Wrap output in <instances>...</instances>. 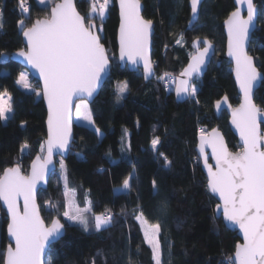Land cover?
<instances>
[{
	"label": "trees",
	"instance_id": "1",
	"mask_svg": "<svg viewBox=\"0 0 264 264\" xmlns=\"http://www.w3.org/2000/svg\"><path fill=\"white\" fill-rule=\"evenodd\" d=\"M58 1L42 7L36 0H27L25 12L20 0H0V93L10 95L12 106L6 122L0 120V175L17 165L26 173L44 143L46 109L40 87L29 74L34 90L28 92L18 85L24 68L11 59V54L24 48V30L34 20L47 17ZM140 1L143 17L155 25V75L145 82L140 71L119 67L118 12L114 0H109L105 17L94 14L91 21L111 62L109 76L89 103L93 125L102 135L74 123L67 156L57 158L46 188L37 193L43 220L49 224L57 219L65 228L64 236L48 247L44 264H155L136 218L141 212L149 224L160 225L157 240L161 264H228L239 241L215 214L216 200L208 192L194 150L197 136L214 126L222 131L231 151L240 149L229 129L226 112L216 116L213 110L214 102L224 95L231 104L238 103L231 63L224 58L219 63L213 60L203 77L193 81L196 95L185 102H176L164 79L155 78H175L194 52L191 41L196 38L209 39L215 44V56L224 55L222 22L234 9L233 1L204 0L196 21L190 20L188 0ZM91 3L92 0H75L82 16L89 14ZM254 4L258 18L248 52L263 74L254 102L264 111V0H254ZM125 82L127 90L118 94L119 86ZM156 138L159 143L153 150L151 141ZM165 157L170 167H165ZM60 162L78 206L91 204L87 230L63 214ZM128 177L130 190L116 192L115 188ZM104 212H110L113 218L109 225L97 230L94 216ZM6 225L7 217L0 206V264L9 244Z\"/></svg>",
	"mask_w": 264,
	"mask_h": 264
},
{
	"label": "snow or ice",
	"instance_id": "2",
	"mask_svg": "<svg viewBox=\"0 0 264 264\" xmlns=\"http://www.w3.org/2000/svg\"><path fill=\"white\" fill-rule=\"evenodd\" d=\"M40 2L44 3L45 0ZM20 3L27 12L25 0H20ZM247 3V19H242L237 11L225 22L229 32V55L236 60V76L244 93L243 102L232 112V123L239 130L243 148L239 152L230 153L216 129L210 134L201 135L199 147L201 156H204L205 145L212 148L215 165H209L207 157H204L208 188L219 195L226 220L238 225L243 233L244 242L236 245L234 264H264V144H261L264 137L259 135L257 125L259 110L252 103V82L256 79L257 72L253 66V58L244 50L254 17L252 0H247ZM197 4L198 0H191L194 14L197 13ZM108 6L109 0H92L89 14L82 16L72 0H63L52 8L50 18L37 19L32 27L23 32L27 46L26 49L19 50V56L24 57L28 64L39 71L43 80V95L48 103V155L43 157V163H40L39 156L33 160L31 173L28 175L22 174L19 165L4 169L0 175V200L7 205L10 215L8 232L15 241L14 248L10 246L2 253L4 264H40L44 242L55 237L62 228L56 219L52 220L51 227L45 226L37 209L34 190L37 182L44 179L47 166L52 163L53 148L64 150L69 144V111L74 96L81 98V103L75 105L77 116L82 115L89 124L93 123L88 103L82 97L93 96L101 73L108 67L109 58L100 42V36L94 32L96 26L91 21L93 14H98L103 19ZM120 16V57L122 60L126 57L132 64H138L142 60L147 78L153 74L147 57L152 22L144 20L140 15L139 0H120ZM20 24L23 26L22 21ZM204 44L206 46L203 50L197 48L191 56V62L181 73L182 77L201 71L211 47L207 41ZM164 78L159 77L161 80ZM17 83L29 88L28 77L23 73ZM127 87L126 82L122 83L118 94L124 93ZM176 92L178 96H195L196 87L182 79ZM5 95L6 93H0V120L6 118V113L12 112L10 98L5 99ZM217 107H220L219 103ZM95 130L98 136L102 135L99 128ZM158 143V138L151 141L153 150H157ZM26 148L27 145H24L23 149ZM165 167H170L166 157ZM61 169H64L63 163ZM123 188L130 190L128 179L124 180ZM21 195L24 199L22 212L16 203V198ZM51 207L55 208V205ZM91 211L90 203L83 209L73 205L70 211L64 212V216L78 221L87 230L89 221L86 214ZM112 218L111 214L96 215V229L109 225ZM136 218L140 220L142 212ZM143 223L147 224V221ZM160 231L159 224L144 229L155 264H161V246L156 238ZM228 264H233L231 258Z\"/></svg>",
	"mask_w": 264,
	"mask_h": 264
},
{
	"label": "water",
	"instance_id": "3",
	"mask_svg": "<svg viewBox=\"0 0 264 264\" xmlns=\"http://www.w3.org/2000/svg\"><path fill=\"white\" fill-rule=\"evenodd\" d=\"M203 1L204 0H198L197 13L194 14L192 12L191 0H188V7L190 9V20L191 21H196L197 20L198 14H199V11H200V8H201V5H202ZM232 1H233L234 9L228 14V16L222 22L223 33H224V36H225V52H224V55L215 56L216 55L215 44L213 42H211L209 39L196 38V39L192 40L191 41V47H192L194 52L190 55V57L188 58L186 64L181 68V70L176 75L174 88L172 90V94H173L174 100L176 102H185L190 96H187V95H184V94H181L180 96H178L177 92H176V88L179 85L180 80L186 79V80H188L190 82V84L193 85V81L196 78H202L203 77V75L205 74V72L208 69V66L210 65V63L213 60H216V62L219 63L221 61V59L224 58L225 60H228L231 63V66H232L231 75H232V79L234 81V85L236 87L237 94L239 95L238 103L235 104V105L231 104L230 101L228 100V98L224 95V96L220 97L218 100H216L214 102L213 110H214V113H215L216 116H219L221 114V112H223V111L226 112V114L228 116L229 129H230L231 133L234 135V137L236 138L237 144L240 147V149H238L237 151H231L228 148L227 144H226V140H225V137H224L222 131L218 128V126H214L213 128L209 129L207 132L200 133L197 136V143H196V146H195L194 150H195V153H196L197 157L200 160V166H201V170H202V172H203V174H204V176L206 178L208 192L216 200V205H215V208H214L216 216L219 217L222 220V223L226 227V229L236 233V235H237V237L239 239L237 244H242L244 242L243 233L240 230L239 226L226 220V218L224 217V214H223V205H222V202L220 201L219 195L216 194V193H212L209 190V188H208V171H207V168L204 166V157L205 156L207 157V161H208L209 165H212V166L215 165V160L212 157V148L210 146H208V145H205L204 146V149H205L204 156H201L200 147H199L200 146V137H201V135L202 134H210L213 129H216V131L219 133L220 139L222 140V142L224 143L225 147L227 148V150L230 153L239 152L243 148V141H242V139L240 137L239 130L232 123V119H233L232 112H233L234 109L239 108L240 104L243 102L244 93L241 90L240 81L237 79V76H236V60H235V58L233 56L229 55V32H228V25L225 22L229 19V17L231 16V14L233 12H237V11L239 12V15H240V17L242 19H247V17H248V3H247V0H232ZM62 2H63V0H60V1L56 2L50 8L49 15L47 17H43L41 19L50 18L51 17L52 8L55 7V5L57 3H62ZM72 3L75 6V0H72ZM114 3L116 5L117 12H118V27H117V32H116V57H117L118 65H119V67L121 69L127 68V70L130 71V72L140 71L142 76H143L144 81L147 82V81L151 80L154 77V75H155V68H154V64H153V60H152V43H153V35H154L155 25L151 21L152 22V27H151V29L149 31L148 44H147V57H148L151 65H152V73L153 74L146 78L145 73H144L143 61L142 60L138 64H132V63H130L127 60L126 57L123 60L120 57V42H119L120 23H121L120 0H114ZM139 5H140V15L142 16V18L144 20H146L143 17L144 6H143V4H142V2L140 0H139ZM252 5H253V10H254V17H253L252 24L249 26L248 36H247V39L245 40V43H244V50L250 57L253 58V56L249 54L248 48H249V44H250L252 33L256 29L257 18H258V8L254 4V0H252ZM75 8H76V6H75ZM36 20H34L33 23ZM33 23H32V25H33ZM32 25L30 27H32ZM94 32H96V34L99 35L96 27L94 29ZM204 41H207L208 44L211 45V47L209 48L208 55L205 57V63L201 66V71L199 73H193L191 76H188V77H182L181 73L184 72V70L188 67L189 63L191 62V56L193 54H195L197 48H199L200 50H203V48L206 46L204 44ZM26 46H27V41H26V38H25V40H24V48L23 49H26ZM106 54H107V51H106ZM107 56H108V54H107ZM11 59L14 62H16L19 65H21L24 69H26L28 74L33 79H35L38 82V85L40 87L41 98L43 100V103H44V106H45V109H46V118H45L46 136H45L44 143H43V154L42 155H39V154L36 155L33 158V160H35L39 156V157H41L40 163H43V157H46L48 155L46 141L48 139V115H49L48 103H47V100L44 98V95H43V80L40 77L39 71L37 69L33 68L30 64H28L24 57L19 56V50L11 54ZM253 66L256 69L257 77L252 82V103L256 105V103L254 102V95H255L256 90L261 85V82L263 80V74L256 67L255 62H254V58H253ZM110 70H111V62L109 60L108 67L104 70V72L101 73V79L98 81L97 88H96L95 92L93 93V96L92 97L83 96L82 99L86 100L88 103H91L94 100V98L98 95L102 84L105 82V80L109 76ZM80 99L81 98H77V97L74 96L72 105L70 107V111H69V144H68L67 148L64 149V150H60L59 148H55V147L53 148L52 163L47 166V170L45 171L44 179L37 182L36 188L34 190V197H35L37 209L39 211V214H40V217H41L42 220H43V218L41 216L40 208H39L38 201H37V193H38V191L40 189H45L46 188L48 180H49V177H50V174L56 168L57 158H65L67 156L68 152H69V149H70V146H71V143H72V140H73V136H74V129H73V126H74V122H73L74 105H75V102L77 100H80ZM218 103L220 104L219 108L217 107ZM256 107L259 110L258 115H257V125H258L259 135L261 137H264V130H262V125L264 126V111L262 110V108L260 106L256 105ZM261 144H264V139L261 140ZM33 160L29 164L28 171L26 173H22V174L28 175V174L31 173V165H32ZM2 174H3V172H2ZM16 203H17L18 209L22 212L23 211V207H24V199H23L22 195L18 196L16 198ZM218 204L220 205L219 208L217 207ZM0 206L4 210V212L6 214V217H7L6 235H7L9 244L7 245L6 249L8 247H10V246L14 248L15 247V241H14L13 238L10 237L9 232H8V224L10 223V215H9V213L7 211V205H5L2 200H0ZM59 223L62 225V228H61L60 232L55 237H50L47 241L44 242V249H43V252H42L41 257H40V264H44V257H45V253H46L48 247L51 244L57 242L65 234V228H64L63 224L60 221H59ZM44 224H45L46 227H51L52 221L49 224H47L44 221ZM235 250H236V246H235L234 253H233V256H232L233 264H234V259H235ZM3 264H4V259H3Z\"/></svg>",
	"mask_w": 264,
	"mask_h": 264
},
{
	"label": "rangeland",
	"instance_id": "4",
	"mask_svg": "<svg viewBox=\"0 0 264 264\" xmlns=\"http://www.w3.org/2000/svg\"><path fill=\"white\" fill-rule=\"evenodd\" d=\"M54 0H45V2L44 3H41L40 2V0H36V2H37V4L38 5H40V6H42V7H47V6H49V4H51L52 2H53ZM100 2H102V0H100ZM22 8V7H21ZM94 15V14H93ZM106 15V14H105ZM105 17V16H104ZM103 17V18H104ZM21 73H23V74H25L27 77H28V72L26 71V69H23L22 71H21ZM20 73V74H21ZM20 76V75H19ZM155 78L156 79H159V77H157V76H155ZM19 79V78H18ZM28 81H29V78H28ZM164 81L166 82V89L168 90V91H172L173 90V88H174V83H175V78L174 77H171V76H166L165 78H164ZM23 90H25V91H33L34 90V87L31 85V83H30V81H29V88H25L24 86H23V84H18ZM193 85H195V84H193ZM195 87H196V85H195ZM197 88V87H196ZM5 99H8V98H10V95H8L7 93H6V95H5V97H4ZM84 100V99H83ZM86 101V100H85ZM78 103H81V99L80 100H77L76 102H75V105L76 104H78ZM88 103V102H87ZM75 105H74V110H73V122L75 123V124H78V125H83V126H86V127H88V128H90V129H92V130H95V127H94V125H93V123L92 124H89L88 123V121H86V120H84L83 118H82V115L81 116H77V114H76V107H75ZM88 106H89V103H88ZM89 111L91 112V108H90V106H89ZM10 114L11 113H6L5 114V119H2V122H6V120H7V118L10 116ZM91 114H92V112H91ZM96 131V130H95ZM43 154V148L41 147V151H40V154L39 155H42ZM61 163L62 162H60V164L58 165V171L60 172V175H58V179H59V181H60V185H61V197H62V199H63V203H64V212L65 211H70V208H71V206H75V207H78V208H80V209H83V208H86V207H88L89 206V204L87 203L86 204V206H84V207H79L78 206V203H77V201H76V196H75V193H74V191L72 190V189H70L68 186H67V184H66V181H65V171H64V169L62 170L61 169ZM129 181H130V177H128L127 178ZM115 191L116 192H120V191H127V189H124L123 188V184L121 185V186H119V187H116L115 188ZM66 193H67V196H66ZM64 212H63V214H64ZM70 214H71V212H70ZM87 215V217H88V219H89V213H87L86 214ZM100 215H102V214H100ZM96 216V215H95ZM95 216H94V220H95ZM68 221H70L71 223H73V224H77V225H79V226H82L78 221H76V220H70V219H68L67 217H65ZM143 221H146L144 218H143V216H142V218L139 220V222H140V226H141V230H142V232H143V235H144V229L145 228H147V227H149L150 225H152V224H149L148 222H147V224H144L143 223ZM95 224V223H94ZM103 227V226H102ZM144 237H145V235H144ZM157 238V237H156ZM146 240V239H145ZM150 246V245H149ZM151 247V246H150ZM151 250H152V248H151ZM152 256H153V252H152ZM161 259V258H160ZM154 263H155V261H154Z\"/></svg>",
	"mask_w": 264,
	"mask_h": 264
},
{
	"label": "built area",
	"instance_id": "5",
	"mask_svg": "<svg viewBox=\"0 0 264 264\" xmlns=\"http://www.w3.org/2000/svg\"><path fill=\"white\" fill-rule=\"evenodd\" d=\"M20 5H21V3H20ZM25 6L26 7L28 6L27 0H25ZM108 214H111V213L110 212H104L102 215H108ZM111 216H112V214H111Z\"/></svg>",
	"mask_w": 264,
	"mask_h": 264
}]
</instances>
